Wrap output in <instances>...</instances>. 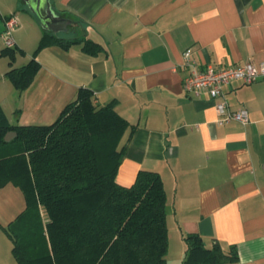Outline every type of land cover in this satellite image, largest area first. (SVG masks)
Returning <instances> with one entry per match:
<instances>
[{
    "label": "crops",
    "instance_id": "1",
    "mask_svg": "<svg viewBox=\"0 0 264 264\" xmlns=\"http://www.w3.org/2000/svg\"><path fill=\"white\" fill-rule=\"evenodd\" d=\"M54 12L82 24L103 47L93 56L74 45L51 46L37 60L32 85L19 92L6 77L9 57H0V104L15 126H49L81 88L96 104L116 102V111L135 127L117 182L132 186L141 171L157 172L168 196V264H183L184 237L198 234L236 246L239 260L264 264V78L225 89L234 110L247 108L250 122L220 126L215 101L188 94L181 66L184 53L201 66L264 62V0H50ZM15 16L14 68L33 58L45 29L23 0H0L3 18ZM82 22V23H81ZM23 50L24 54L19 51ZM128 132L123 143L129 138ZM22 190L0 188V264H19L4 227L26 210Z\"/></svg>",
    "mask_w": 264,
    "mask_h": 264
},
{
    "label": "trees",
    "instance_id": "2",
    "mask_svg": "<svg viewBox=\"0 0 264 264\" xmlns=\"http://www.w3.org/2000/svg\"><path fill=\"white\" fill-rule=\"evenodd\" d=\"M74 45L93 56L103 51L81 33L66 38L45 30L27 65L14 68L17 47L0 53L10 59L6 77L23 92L41 68L37 58L42 50ZM116 106L115 101L97 105L95 94L81 88L54 124L15 126L0 104V188L13 183L27 204L3 228L19 264H168V196L162 177L141 171L130 187L117 182L135 127ZM11 132L17 137L7 142ZM184 240L183 264L239 260L236 246L226 248L214 240L208 247L198 234Z\"/></svg>",
    "mask_w": 264,
    "mask_h": 264
},
{
    "label": "built area",
    "instance_id": "3",
    "mask_svg": "<svg viewBox=\"0 0 264 264\" xmlns=\"http://www.w3.org/2000/svg\"><path fill=\"white\" fill-rule=\"evenodd\" d=\"M2 41L6 48L17 47L14 32L18 26L15 16L3 18ZM186 71L183 85L188 94L201 97L207 94L215 101L220 126L233 122L247 125L250 122V113L247 108L234 110L226 100L225 89L234 82L245 86L253 85L264 78V62L255 64L250 61L243 65L218 67L214 65L201 66L192 58V50L184 53V62L181 65Z\"/></svg>",
    "mask_w": 264,
    "mask_h": 264
},
{
    "label": "water",
    "instance_id": "4",
    "mask_svg": "<svg viewBox=\"0 0 264 264\" xmlns=\"http://www.w3.org/2000/svg\"><path fill=\"white\" fill-rule=\"evenodd\" d=\"M29 10L38 18L41 26L55 34H70V27L76 25V22L70 19L58 16L53 8L50 0H24ZM81 36L87 37L88 32L82 24H79ZM17 137V133L11 132L6 136V141L10 142Z\"/></svg>",
    "mask_w": 264,
    "mask_h": 264
},
{
    "label": "rangeland",
    "instance_id": "5",
    "mask_svg": "<svg viewBox=\"0 0 264 264\" xmlns=\"http://www.w3.org/2000/svg\"><path fill=\"white\" fill-rule=\"evenodd\" d=\"M69 35V34H68Z\"/></svg>",
    "mask_w": 264,
    "mask_h": 264
}]
</instances>
